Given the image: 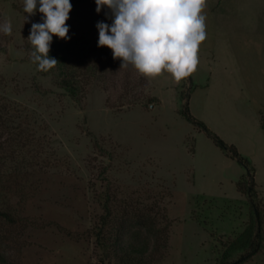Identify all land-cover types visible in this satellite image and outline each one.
I'll list each match as a JSON object with an SVG mask.
<instances>
[{
  "label": "rangeland",
  "instance_id": "obj_1",
  "mask_svg": "<svg viewBox=\"0 0 264 264\" xmlns=\"http://www.w3.org/2000/svg\"><path fill=\"white\" fill-rule=\"evenodd\" d=\"M70 3V39L49 51L63 67L45 72L27 41L42 15L24 22V0H0V264H223L254 205L259 247L238 264H264V0H206L179 84L120 69L97 47L110 10Z\"/></svg>",
  "mask_w": 264,
  "mask_h": 264
},
{
  "label": "clouds",
  "instance_id": "obj_2",
  "mask_svg": "<svg viewBox=\"0 0 264 264\" xmlns=\"http://www.w3.org/2000/svg\"><path fill=\"white\" fill-rule=\"evenodd\" d=\"M96 12H111L112 23L98 21V48L111 50L121 68L129 66L141 77L155 78L166 72L179 84L197 69L200 44L206 39L203 9L206 0H95ZM27 41L31 61L38 71L53 69L58 60L49 56L53 36L67 41L66 22L70 0H24V22L36 13ZM10 21L0 23V34L11 35Z\"/></svg>",
  "mask_w": 264,
  "mask_h": 264
},
{
  "label": "trees",
  "instance_id": "obj_3",
  "mask_svg": "<svg viewBox=\"0 0 264 264\" xmlns=\"http://www.w3.org/2000/svg\"><path fill=\"white\" fill-rule=\"evenodd\" d=\"M59 60L62 61L63 59H61V58L58 59V62H59ZM59 67H63V66L61 64H59ZM61 85L71 95H74L76 93L77 89H76L75 85L70 80L64 79L62 81ZM189 119H190V117H189ZM200 126H202L207 131V129L202 124H200ZM262 128L264 129V123L262 124ZM214 139L218 142V144L224 150L228 149L238 161L243 160L242 158L239 157V155L237 154V152L234 148L227 147L223 142H221L215 136H214ZM247 190H249V189H247ZM251 212L253 215V218L251 219V225L248 228H246L244 230V232H242L237 238L232 240L230 242V244H228L227 251L225 252V255L222 259L223 264H238L241 260H245V258L247 256L255 254L257 252L258 247H259L257 238H259V237H258V232L256 234H253L252 225L256 224L258 226L260 216H259V211L255 205L252 206ZM4 214L5 213L0 212V216H3ZM93 237H94L93 239L98 243V246H104L106 243V239H107L108 235L105 236L103 229L99 228L97 233H95L93 235ZM113 239H115V242L118 245V246H116V249L121 250L123 252V254L124 253L126 254V250H124V249H127V248L129 249L130 247L127 246L126 248H124V245L121 244L122 243V234L120 232H116L115 234H113ZM134 250L135 249H133V251ZM234 252H242V255H240V257L237 258L236 260L227 261V259L230 257V255ZM243 254H246V255H243Z\"/></svg>",
  "mask_w": 264,
  "mask_h": 264
}]
</instances>
